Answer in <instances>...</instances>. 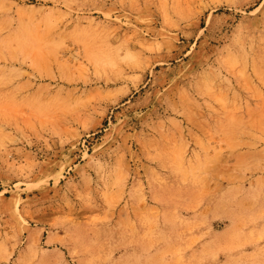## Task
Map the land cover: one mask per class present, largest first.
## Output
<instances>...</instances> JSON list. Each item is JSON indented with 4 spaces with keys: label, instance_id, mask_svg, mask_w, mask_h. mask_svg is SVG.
Masks as SVG:
<instances>
[{
    "label": "rangeland",
    "instance_id": "obj_1",
    "mask_svg": "<svg viewBox=\"0 0 264 264\" xmlns=\"http://www.w3.org/2000/svg\"><path fill=\"white\" fill-rule=\"evenodd\" d=\"M0 264H264V0H0Z\"/></svg>",
    "mask_w": 264,
    "mask_h": 264
}]
</instances>
